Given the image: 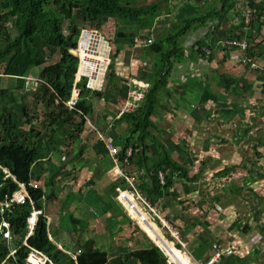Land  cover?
Masks as SVG:
<instances>
[{
  "label": "trees",
  "instance_id": "obj_1",
  "mask_svg": "<svg viewBox=\"0 0 264 264\" xmlns=\"http://www.w3.org/2000/svg\"><path fill=\"white\" fill-rule=\"evenodd\" d=\"M195 1L197 4L207 5L206 12L184 17L180 27L157 37V40L147 47L150 54L148 57L154 54L157 60L152 73L144 72L141 80L150 82L151 89L140 107L113 122L114 130L126 125L122 160L125 161L130 148L134 150L130 163L137 168L139 174L134 190L143 194L154 206L160 205L164 198L174 197L172 190L179 179L187 182L198 180V177H190L194 161L188 159L185 163H180L173 151L168 152L166 142L163 141L164 136L157 132L160 126L159 118L162 119L163 110L168 109L164 106L169 101L168 96L174 95L170 83L173 69L186 54L181 40L208 25L209 20L214 18L219 19L212 26L214 40H218L222 26L229 23L226 16L235 10L239 3L238 0H218L222 7L215 5L210 8L209 0ZM166 2L168 3V0ZM248 2L253 12V28L257 29V32L251 30L247 36V39L255 44L244 53V59L247 61L250 58L264 57V0ZM161 14L159 1L134 6L128 0H0V37L3 36L5 41L0 47V76L14 79L16 91H20L25 89L29 73L39 71L37 100H41L45 106L43 119L31 116L24 98H17V95L1 90L3 99H0V230L6 222L13 234L16 253L14 257H9L7 240L2 239L0 233V264H52L51 261L54 264H97V260H106L105 253L94 251L79 257L77 262L50 240L49 219L43 205L47 195L42 185L35 186L39 180L37 174L39 169L46 165L53 151H58L62 145L58 141L62 136L59 131H64L66 138L73 143L80 141L81 136L85 134L88 118L94 112V99L108 102L113 92L122 97L124 102L129 98L130 89L127 82L123 76L116 73L113 64L109 66L112 71L109 79L119 82L121 91L115 92L106 86L102 90L110 64L105 55L110 46L109 40L104 36L105 24L114 19L118 24L115 28L116 36L120 39H139L144 33H149L151 37V30L155 28ZM84 24L97 26L101 33L85 29L87 27ZM236 25L234 29L229 28L231 33L227 37L228 40L242 38V25ZM102 40L105 42L102 43ZM206 48L212 50L210 43L203 38L194 47V51L201 55ZM75 51H78V55L74 54ZM113 54L119 56L121 50L118 48ZM57 56L61 57L60 61L52 63ZM246 67L250 69L248 65ZM254 72L259 74L260 71ZM220 83L227 94L239 90L238 79L229 78L227 74L222 75ZM242 83L243 91L252 89L248 82L243 80ZM113 85L114 88L118 87ZM76 92H79L77 97ZM5 99H8V103H5ZM31 123L49 124V128L55 132L47 134L46 140L32 142L33 137L42 134L36 127L30 128ZM176 147L180 149L179 146ZM95 149L103 155L108 152L103 142L97 143ZM160 173L165 176L164 185L159 178ZM228 173L229 168L223 175ZM20 184L25 186L28 195ZM130 196L143 215L154 223V228L163 240L173 246L168 238H164L159 226L141 203ZM12 200H15V203H10ZM7 203H10L9 207H5ZM34 211L44 212L39 221L38 214ZM135 217L142 222L138 215ZM29 220L31 229L38 221L31 237ZM19 237L21 242L17 244L15 239ZM204 244L206 242L203 240ZM160 247L169 260L175 262L163 246ZM173 248L185 264H189L180 253V247ZM125 263L169 264L168 259L156 246L131 252L127 255V262L121 258L112 264Z\"/></svg>",
  "mask_w": 264,
  "mask_h": 264
},
{
  "label": "crops",
  "instance_id": "obj_2",
  "mask_svg": "<svg viewBox=\"0 0 264 264\" xmlns=\"http://www.w3.org/2000/svg\"><path fill=\"white\" fill-rule=\"evenodd\" d=\"M174 1L171 5L175 8L174 19L168 18L167 24L159 26L157 30L155 24V28L151 30L154 32L151 36L152 44L163 32L180 27L186 15H200L207 6L197 4L195 0ZM238 1L236 9L226 16L229 23L222 26L218 40L213 37L212 26L219 21L215 18L190 36L182 38L181 44L186 49V54L174 67L170 80L171 87L177 88L180 94L168 96L173 109L165 111V114L168 110L173 111L175 123L169 129V123L164 121L166 125L162 123L157 131L164 136L163 141L166 142L169 153L177 149L175 145L180 144L181 153L183 151L181 161L186 160L180 162L176 157L177 160L183 164L192 159L194 166L190 177H198L196 182L180 179L176 181L172 190L174 197L164 198L159 205V219L154 220L159 227L170 226L171 230L178 231L179 244H171L180 247V253L189 264H206L218 255L222 256L220 264H264V168H261L264 167V73L251 71L237 59L240 46L225 45L231 33L229 28L237 26L235 19L241 20L238 17L239 6L249 0ZM208 2L210 8L215 5L222 7L218 0ZM190 3L194 10H188ZM203 38L207 39L213 50L208 63L200 60V55L194 51V47ZM217 50H220L218 55ZM259 60L264 63V57H259ZM131 63V60L128 61V64ZM223 74L238 79L240 84L232 98L220 83ZM243 80L252 86L250 91H243ZM173 97L177 105L173 103ZM226 101L232 102L233 106L225 109ZM114 105H118V102ZM164 106L167 107V103ZM105 114L109 116L111 111ZM106 117L103 115V123L88 119L85 134L81 136V139L88 138L89 142H85L88 148L85 145L73 148L67 161L64 144L61 143L58 151H53L46 165L39 169L37 181L47 195L43 205L49 219L50 240L77 262L79 257L94 251L105 253L106 260H97V264H112L121 258L127 262L129 253L155 247L156 240L166 252L168 248L175 252V257L171 258L176 264H180L177 258L185 264L173 246L167 244L155 228L154 231L150 229L148 222L152 221L146 216L144 221L142 211L137 208L135 213L126 202L134 217L138 215L140 219L142 217L143 223L146 222L145 226L118 200L116 189L122 185L127 186L118 177L119 167L114 164L109 152L103 155L95 149L97 143L103 142L101 137L106 122L108 123ZM112 127L115 125H109L110 130ZM125 132L124 125L115 130L113 128L110 134L115 144L122 148ZM166 135L177 144L168 141ZM79 142L73 145H78ZM227 168L229 173L223 175ZM130 169L132 173L138 172L137 168ZM204 180L209 185L203 191L198 184ZM197 198L201 200L197 201ZM143 203V208L150 214L153 204L147 200ZM205 207L208 221L199 214ZM172 215L173 218H170ZM145 230H149L154 238L146 234ZM203 240L206 242L204 245Z\"/></svg>",
  "mask_w": 264,
  "mask_h": 264
},
{
  "label": "rangeland",
  "instance_id": "obj_3",
  "mask_svg": "<svg viewBox=\"0 0 264 264\" xmlns=\"http://www.w3.org/2000/svg\"><path fill=\"white\" fill-rule=\"evenodd\" d=\"M128 1L134 6H142V5H146V4H151V3H154L155 1H159L160 2L161 11H162L161 15L162 16L159 17V19H158L159 22L156 23L157 24L156 30L159 28V26L167 24V19L168 18L170 20L174 19L173 18V14H174L173 12H174L175 8L171 7V5H173L174 2H175L174 0H170V2H168V5H167L166 0H128ZM176 1H181V0H176ZM191 4L192 3H190L189 6H188V10L189 11H190V9L194 10V7ZM180 13H183V12H180ZM165 14H170L171 16H167V15L165 16ZM174 17L175 18L177 17V11H176V14H175ZM164 18H166V21H164ZM105 25H106V28H105L104 36H105V38L107 40H109V43L106 41L105 38L104 39L110 45L109 47H111V49H109V47H108V50L105 52L106 58L107 59L109 58V60H110L109 61L110 64L108 65V68H107V71H106V74H105V79H104V84H103L102 90H104L105 86H106V88H112V91L120 92L122 86L118 85L119 82H116V80H115V82H113V80L109 79L110 76H111V72H112L109 69V66L111 64H113L114 67H115L116 73H118L121 77L123 76L127 83H128L129 79H132L134 77L141 79L142 78V74L144 72H151L152 70H154L153 67H154V64L156 62L155 55H151L150 57H148V55H150V54L147 51V46H148L147 44H149V45L151 44V41H152L151 39L152 38L149 36V33H144V36L142 38H139V39L129 40V41L127 39H120V38H118V36H116L115 28H116V25H118V24H116L114 19H110ZM66 27H68V24L66 25ZM85 27H87V28H85L87 30H93V31H97V32L101 33V30L97 26H91V25L87 24V25H85ZM66 32L69 33L68 32V28H66ZM153 35H154V32H153ZM163 35H166V32H163L162 36ZM153 37H156V35L153 36ZM105 41L102 40L101 42L104 43ZM4 43H5V41L3 40V36H1L0 37V47H2V45ZM118 48L121 50V54L119 56H116L113 53H115L116 49H118ZM131 51H132V55H131ZM128 52H130V53L128 54ZM219 53H220V50H217V55ZM81 56H82V53H81ZM111 58H112V61H111ZM60 59H61V57L57 56L52 63L58 62V61H60ZM130 60H131L132 63L128 64V61H130ZM154 60H155V62H154ZM145 63H146V65H145ZM145 69L147 71H145ZM38 76H39V71L30 72L29 75L27 76V82H26V85H25V89L24 90H20V91H16V88H15L16 87V82H15L14 79H12L11 77H7V76H0V99H3V96L1 95V90H7L10 93H13V94L17 95V98H24L25 103H26V105H27V107H28V109L30 111L31 116L34 115V116H38L39 118L41 117L43 119V115L45 114V106H44V103L41 100L40 101L37 100L38 99V94H39V91H38L39 90V85H37V86L36 85H32V82H37ZM184 82L185 81H183V83ZM111 84L112 85L116 84V85H118V87L114 88V85H113V87H111L110 86ZM171 86H172V83H171ZM176 87H177V84H176ZM172 88H173L174 95H179L180 94L179 90L177 88H175V87H172ZM175 89H177V90H175ZM78 94H79V92H76L75 93V97H77ZM228 95L231 98L233 97V94H228ZM75 97L73 98V100L75 99ZM73 100H72V102H73ZM113 100L118 102V105H114V104H116V102H113ZM123 102H124L123 98L121 99V97L116 95L114 92H113V95L111 96V101H108L106 103L103 100L96 101L94 99V112H93V115L91 116V118L90 119L88 118V119L91 120V122H94V121L99 122V121H101V123H103L104 122L103 115L106 117L107 115L105 113L108 114L111 111L112 115L114 116L115 113L118 112V110H112V109L114 107H116V106H120L119 103L123 104ZM5 103H8V99H5ZM173 103H175L174 97H173ZM175 105H177V103H175ZM232 106H233L232 102L226 101L225 109H227L228 107H232ZM167 107H168V109H173V107L171 106V102L170 101L167 102ZM165 111L166 110H163V114H165ZM172 115H173V111L168 110L167 113L164 115V118H162L161 120L159 118V120L161 121L159 124L161 125L164 121H166L167 123H169L168 128L169 129L172 128V125H174V123H175L174 122L175 118H173ZM107 117H106V120H107ZM168 117H169L170 120L167 119ZM163 124L166 125V123H163ZM109 125L114 126V124H110L109 122L108 123L106 122V125H105L106 127L104 128L103 134H104V132H109V134H112V130H113L114 127H112V129L110 130L109 129ZM29 126H30V128H31V126L32 127H36L37 131L41 132V134H42V136L33 137L31 139L32 142H37L38 140H46V139H48V137L46 136L47 134L48 135L52 134V132L54 134V132H55V131H53V129L49 128V124L31 123ZM59 132H60V135H62V136L59 137L58 141L60 143L64 144V148H65V151H66V154L64 156H66L67 161L70 158L68 154L70 152H72L73 148H77L79 146L81 147L82 145H85V148H88L87 147L88 144H85V142H89L88 138L81 139L78 145H73L74 143L71 144V141H68V139L66 138L67 134H65L64 131H59ZM170 136L172 137L173 134H171ZM181 140H183V136H182ZM168 141H171L174 144H177L174 141H172L169 136H168ZM179 145H175V146H179ZM44 147H45V145H44ZM171 150H173V149H171ZM173 152L175 153V156L178 158V160L180 162H184L186 160V159H184V161H181V155H182L183 151L181 153L179 148H177ZM89 155H90V153L88 154V156ZM261 168H264V167H261ZM198 169H200V167H198ZM6 173H8L7 170H6ZM233 173H235V172H233ZM37 184L41 185L39 181L37 182ZM207 184L209 185V182L204 180V181H202V182H200L198 184V187L200 188V190L204 191V189L207 187ZM215 186H217V185H215ZM178 188L181 189L180 185H178ZM132 200H134V199H132ZM196 200L200 201L201 198H197ZM188 201H189V199H188ZM198 205H200V204H198ZM205 209H206V207L204 209L200 210L199 214H201V216H203L204 219L206 217V220L208 221L209 216L207 215L208 213H207V211ZM173 216L174 215H172L170 218H173ZM162 217L163 218L165 217L163 215V213H162ZM156 219H159V217L156 218ZM141 224L144 225L143 222H141ZM162 225H163V223H162ZM171 228L172 227H170V226L165 227V228L164 227H159V229L161 230V233L163 234L165 239H166V236H169L172 239H170V238H168V239L174 245L175 244H179L178 240L174 239L172 230H170ZM143 229H144V227H143ZM145 229H148V228L146 227ZM147 231H149V230H147ZM147 231H146V234H150V236L152 238H154V236L150 233V231H149V233H147ZM169 231H170V233H169ZM0 233H1L2 239L7 240V242H8V246L7 247L10 250L9 252L10 253H12V252L14 253L16 248H15V244H14L13 238H11L9 236H6L3 233L2 230H0ZM15 240L17 241V244H20V242H21V238L20 237L15 239ZM155 244H158L156 242V240H155ZM185 248L186 247H184V250H186ZM11 259L15 262V260L13 258H11ZM23 264H25V262Z\"/></svg>",
  "mask_w": 264,
  "mask_h": 264
},
{
  "label": "bare ground",
  "instance_id": "obj_4",
  "mask_svg": "<svg viewBox=\"0 0 264 264\" xmlns=\"http://www.w3.org/2000/svg\"><path fill=\"white\" fill-rule=\"evenodd\" d=\"M239 12H240V14L238 17L241 20L235 19V22L238 25H242L243 36L241 39L229 40V41L225 42V45L230 46V47H234V45L239 46L238 43H241L243 41H248L249 43H251L250 48H248L246 50L242 49V47L240 48L241 51L237 53V59L241 62L244 61L243 65L244 66L248 65L250 67V70L260 71L261 73H264V63L261 62L259 59L250 58L248 61L244 59V53H247L248 50L252 49V47L255 46L254 43H252L250 40L247 39V36L249 35V32L251 30L254 33L257 32V29L253 28V12H252L251 8L249 7V2H246V3H243L242 5H240L239 6ZM263 35H264V31H263ZM147 45H148L147 47L151 46L152 41H151L150 45L149 44H147ZM212 55H213V51L209 48H206V49H204V52L200 55V60L204 61L205 63H208L209 60L211 59ZM239 61H238V63H239ZM253 63H255L257 65L256 68L251 67V65ZM37 79H38L37 82H32V85H36V86L39 85V77ZM127 85L130 89L129 98L127 99V101L125 103L121 104L120 106H116L112 109V110H118V112H116L114 116L111 113L107 117V121L110 124H113L114 121L120 119L125 113L134 112L138 107H140L142 102H144V100L146 99V94L151 89V84L149 82L143 81L139 78L129 79ZM102 136L103 137H101V141L104 142L106 149L108 150L110 156L113 158L114 164L119 167L118 177L120 178L121 181H124L127 185L126 187H124L122 185L121 187L116 189V191H118V200L128 209L130 214L134 217V215L132 214L131 209L127 205V203L132 207V209L134 210L135 213H137V211L135 210V209H137V206H136L135 202L132 201L130 195H132L135 198V200H138L141 203V205L144 204L143 202H146V197H144L143 194L137 193L134 190L135 186L138 182V179H139L137 170H136L137 173H132V171L130 169V168H134L130 163L131 158L134 155V150H133V148H130L126 153L125 161H123L122 160L123 148L115 144V140H114L113 136H111L110 134H106V132H104V134H102ZM110 148L113 150V152H115V154L111 151ZM121 165H123L124 167L122 168ZM159 178L161 180V183L164 185L165 184L164 174L160 173ZM14 180H15V178H14ZM35 186L39 187L40 185L37 184ZM20 187L28 195V193L25 189V186L20 184ZM10 203H12V204L15 203V200H12ZM10 203L5 204V207H9ZM150 208H151L150 209V215L155 220L160 215L159 204L156 206L151 205ZM34 213L38 214V221H39L40 215L42 214V212L35 211ZM34 213H33V215H34ZM142 216H143V219L145 221L146 217L143 214H142ZM141 219H142V217H141ZM38 221H37V224H38ZM137 221L139 222L140 220L137 219ZM144 223L146 224V222H144ZM37 224H35L34 227L31 229V224H30V220H29L30 237L33 235L35 227H37ZM148 226L150 227V229L152 231H154V225L152 222H148ZM2 231L4 234H6V236L13 238V234L11 233V230H10V228L6 222H4L2 225ZM172 233H173L174 239L178 240L179 239L178 231L172 229ZM160 242L162 243V240H160ZM7 244H8V242H7ZM157 247L168 258L166 253L162 250V248L160 246H157ZM167 252L170 256L175 257V254H174L175 252L172 249L168 248ZM15 253H16V249H15L14 253L13 252L10 253L9 257H14ZM47 260L51 261L49 258H47ZM221 260H222V256L218 255V256L213 257L206 264H220ZM177 261H178V263L183 264L178 258H177ZM51 263L54 264L52 261H51ZM170 263L176 264L175 262H171V261H170Z\"/></svg>",
  "mask_w": 264,
  "mask_h": 264
},
{
  "label": "built area",
  "instance_id": "obj_5",
  "mask_svg": "<svg viewBox=\"0 0 264 264\" xmlns=\"http://www.w3.org/2000/svg\"><path fill=\"white\" fill-rule=\"evenodd\" d=\"M238 45H239L240 47H242V49L246 50V49L250 48L251 43H249L248 41H243V42H241V43H238ZM251 67H252V68H256L257 65H256L255 63H253V64L251 65ZM110 149H111V148H110ZM111 151L113 152L112 149H111ZM113 153L115 154V152H113Z\"/></svg>",
  "mask_w": 264,
  "mask_h": 264
},
{
  "label": "water",
  "instance_id": "obj_6",
  "mask_svg": "<svg viewBox=\"0 0 264 264\" xmlns=\"http://www.w3.org/2000/svg\"><path fill=\"white\" fill-rule=\"evenodd\" d=\"M74 54H75V55H78V51H75Z\"/></svg>",
  "mask_w": 264,
  "mask_h": 264
}]
</instances>
